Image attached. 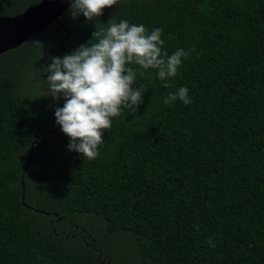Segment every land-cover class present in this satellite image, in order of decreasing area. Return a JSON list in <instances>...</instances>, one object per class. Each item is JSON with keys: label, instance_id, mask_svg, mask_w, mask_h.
<instances>
[{"label": "trees", "instance_id": "1", "mask_svg": "<svg viewBox=\"0 0 264 264\" xmlns=\"http://www.w3.org/2000/svg\"><path fill=\"white\" fill-rule=\"evenodd\" d=\"M58 22L0 55V264H264V0Z\"/></svg>", "mask_w": 264, "mask_h": 264}, {"label": "water", "instance_id": "2", "mask_svg": "<svg viewBox=\"0 0 264 264\" xmlns=\"http://www.w3.org/2000/svg\"><path fill=\"white\" fill-rule=\"evenodd\" d=\"M79 0H39L38 3L27 7L22 13L14 17L0 16V55L23 44L34 33H42L49 25L56 23L66 30L58 19L66 9ZM69 32L66 31L60 42V49ZM62 73V72H61ZM64 75L62 78V83ZM63 85V84H62ZM70 100L72 98L70 97ZM68 121L72 116V103Z\"/></svg>", "mask_w": 264, "mask_h": 264}, {"label": "rangeland", "instance_id": "3", "mask_svg": "<svg viewBox=\"0 0 264 264\" xmlns=\"http://www.w3.org/2000/svg\"><path fill=\"white\" fill-rule=\"evenodd\" d=\"M36 65H37V67H39V68L42 70V72H43V76H45L44 70H47V69H46V68H47V63L45 62L44 57H40V58L36 61ZM27 89H29V87H27ZM77 101H78V105H79L80 107L84 106V104L86 103V101L83 100V99H81V98H79Z\"/></svg>", "mask_w": 264, "mask_h": 264}]
</instances>
